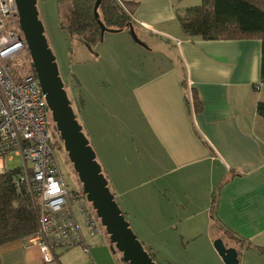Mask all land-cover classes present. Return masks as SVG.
<instances>
[{
    "label": "crops",
    "instance_id": "obj_1",
    "mask_svg": "<svg viewBox=\"0 0 264 264\" xmlns=\"http://www.w3.org/2000/svg\"><path fill=\"white\" fill-rule=\"evenodd\" d=\"M128 1L139 3L134 30L144 45L130 31L98 44L107 79L87 92L81 121L117 203L146 249L164 250L170 264L196 243L224 264L213 248L223 236L215 198L216 221L244 244L223 237L226 247L239 264H264L262 41L187 37L177 12L200 0ZM56 256L52 264H125L105 232ZM0 264L44 263L17 240L0 247Z\"/></svg>",
    "mask_w": 264,
    "mask_h": 264
},
{
    "label": "built area",
    "instance_id": "obj_2",
    "mask_svg": "<svg viewBox=\"0 0 264 264\" xmlns=\"http://www.w3.org/2000/svg\"><path fill=\"white\" fill-rule=\"evenodd\" d=\"M30 60L16 0H0V160L22 157L17 183L28 188L38 217L36 232L22 242L26 248L36 247L44 264H52L57 250L84 246L86 233L95 237L104 230L83 195L75 201L82 221L74 212L52 144L46 96Z\"/></svg>",
    "mask_w": 264,
    "mask_h": 264
},
{
    "label": "trees",
    "instance_id": "obj_3",
    "mask_svg": "<svg viewBox=\"0 0 264 264\" xmlns=\"http://www.w3.org/2000/svg\"><path fill=\"white\" fill-rule=\"evenodd\" d=\"M57 1L61 30L78 39L91 51L103 41L106 33L130 31L134 28L133 16L139 6L135 1L100 0L96 10L97 0ZM177 19L182 32L189 38L205 41L261 40V80L264 83V0H202L200 6L178 11ZM184 87L187 91L186 83ZM191 92L196 111L197 98L193 90ZM257 110L264 118V103H260ZM19 173L20 169L0 174V247L22 240L35 233L38 228L33 197L25 185H18ZM104 176L106 177L105 173ZM109 188L115 196L110 184ZM82 195L86 197L84 193ZM216 203L214 198L210 212L216 228L243 248V242L224 230L216 221ZM150 256L154 260L151 254Z\"/></svg>",
    "mask_w": 264,
    "mask_h": 264
},
{
    "label": "water",
    "instance_id": "obj_4",
    "mask_svg": "<svg viewBox=\"0 0 264 264\" xmlns=\"http://www.w3.org/2000/svg\"><path fill=\"white\" fill-rule=\"evenodd\" d=\"M99 3L100 0H97L96 10ZM16 5L19 26L26 38L33 67L46 96L53 121L83 186L86 200L92 205L102 226L106 229L114 252L121 254L125 264H157L123 214L109 188L96 153L77 119L60 76L56 57L44 34L45 29L39 18L37 0H16ZM130 34L135 42L144 45L133 27L130 29ZM214 247L224 264H239V253L235 248H227L221 239L214 242Z\"/></svg>",
    "mask_w": 264,
    "mask_h": 264
},
{
    "label": "rangeland",
    "instance_id": "obj_5",
    "mask_svg": "<svg viewBox=\"0 0 264 264\" xmlns=\"http://www.w3.org/2000/svg\"><path fill=\"white\" fill-rule=\"evenodd\" d=\"M201 3L202 0L198 1L196 4L200 5ZM37 8L39 12V18L42 21L45 29L44 34L48 40L50 49L56 57V63L58 65L60 76L65 84V89L72 103V107L79 123L83 127L85 135H87V138H89L88 132L81 122L84 120L83 111L85 107V96L87 95V92L90 88H94V90H96L97 86H101V84L104 83V80L107 79L105 73L108 71L106 68L108 65V59L107 61L101 59L99 62L95 59V57H93V55L96 56L99 54L101 47L97 49L95 48L93 51H91L84 44L78 41V39L70 37L67 33L61 30L57 0H37ZM138 35L141 37V34ZM109 36H111L110 33H106L104 40L101 43L102 45L99 46L106 45L107 38ZM101 52L102 50L100 53ZM30 62L33 64L32 58ZM119 64L120 63L118 61L117 65L119 66ZM26 69L30 71L29 64H27ZM113 70H115V68H113ZM47 118L50 131L53 134V148L56 152L60 169L70 194V200L73 204L74 212L78 216V219L82 221L79 206L77 205L78 202L75 201L82 200L81 196L83 194V186L73 164L69 159L68 153L65 150L64 142L56 128V124L53 121L50 109L47 110ZM23 166L24 161L22 157L16 154L12 155V157L9 156V158H5L4 160L5 172L14 171L17 169L21 170ZM77 194L80 197H77ZM102 228L107 235L106 229L104 227ZM131 228L133 232L138 235L132 226ZM222 235V241L225 245H227L228 238L225 236V234ZM137 237L140 240L139 236ZM223 237L227 239H224ZM201 244L202 243H196L194 245L188 246L187 248L184 247L183 251L179 252V257L175 258L172 263L204 264L205 262H208L209 264H215V262H213L214 259L209 256L207 250ZM213 248L214 252H216L217 256L222 260L214 246ZM146 251L150 254L154 253L156 255V257H154V261L157 264H170L171 262L164 257V250L162 249L161 254L158 252V250L146 249ZM118 255L120 256V253H118Z\"/></svg>",
    "mask_w": 264,
    "mask_h": 264
}]
</instances>
